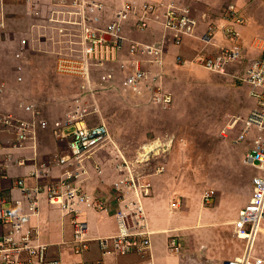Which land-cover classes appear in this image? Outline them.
I'll return each mask as SVG.
<instances>
[{"label": "built area", "instance_id": "1", "mask_svg": "<svg viewBox=\"0 0 264 264\" xmlns=\"http://www.w3.org/2000/svg\"><path fill=\"white\" fill-rule=\"evenodd\" d=\"M27 1L50 10L54 23L35 25L33 29L40 30L47 41L50 35H54L57 45V50L53 52L56 72L61 76L81 79L84 84L82 97L78 95L64 117L55 122L57 139L67 142L66 154L52 158L56 166L64 169L63 175L49 180L48 168L41 165L30 173L28 179L15 180L11 188L19 192L25 203L24 210L12 204L15 199L10 198V187L0 189V264H89L86 261L67 263L50 256V245L42 242L39 228L31 225L32 219L40 215L44 199L74 217L75 233L70 245L75 254H83L91 242H96L103 256L137 255L149 257L146 264H155L150 256L153 232L142 204V200L151 194V186L147 183L148 168L141 165V162L149 160L148 152L137 160L128 159L111 139L105 123L89 124L90 120L99 116L100 108L96 104L88 105L83 94H94L91 73L113 64L118 65L126 76L125 87L129 94L144 96L152 104L169 106L173 101L172 95L161 82L165 51L170 43L178 46L186 37L193 36L198 21L189 6L175 3L148 2L136 7L133 0H119L121 5L107 20L105 5L96 0ZM159 13L164 30L160 41L149 44L125 35L127 18H132L138 32H145ZM224 15L227 24L222 28L211 27L206 39L222 32L226 40L234 45L222 47L214 56L199 53L193 61L217 74H226L229 68L242 64L243 50L239 45L241 34L238 27L243 25L244 19L234 4L226 6ZM61 16L73 19L65 22ZM26 46L27 39H22L16 59L24 57ZM35 50H38L37 46ZM18 69L22 71V66ZM115 74L114 69H110L107 80H113ZM18 80L21 82L23 79L19 77ZM238 81L249 87V95L255 106L246 116H233L221 137L225 140L230 137L233 146L245 148L243 163L253 168L256 174L252 178L251 198L233 224L236 235L245 241V251L240 258L224 264H264V260L254 253L255 242L264 222V55L247 61ZM20 109L26 114L25 117L0 113V127L13 136L9 144L13 150H23L31 142L36 143L38 120L42 118L35 103H21ZM79 123H83V126L79 127ZM237 128V134L231 137ZM156 147L165 150L164 145ZM102 158L112 161V168L118 175L117 181L111 185L110 198L92 196L84 189L90 174L89 166L100 176L105 173L102 163L98 161ZM7 162H14L18 166L26 164L25 159L13 161L10 156ZM2 180L8 178L4 176ZM85 209L114 211L118 233L94 240L86 239L85 224L78 219ZM184 248L185 242L179 236L169 237L170 255L181 256Z\"/></svg>", "mask_w": 264, "mask_h": 264}, {"label": "crops", "instance_id": "2", "mask_svg": "<svg viewBox=\"0 0 264 264\" xmlns=\"http://www.w3.org/2000/svg\"><path fill=\"white\" fill-rule=\"evenodd\" d=\"M96 1L105 5L107 20L111 13L121 5L119 0ZM253 1L133 0L136 7L148 2L186 5L192 9L198 21V27L193 36L186 37L181 45L177 46L170 43L167 46L161 69L163 88L166 89L164 80L166 81L168 77L175 79V75L190 76L194 72H203V68L193 62L199 53L204 52L206 55L214 56L222 47L234 45L226 40L222 32H218L214 38L206 39L211 27L222 28L227 24L224 13L228 4H234L244 19V23L238 27V31L241 34L239 45L242 47L243 54L249 56L247 61L262 57L264 55V35L255 34L251 26L252 18L247 13V7ZM23 2L24 0H0V113H13L25 117L26 114L20 109L21 102L14 103V100L19 97L15 87L24 82V73L22 82L18 81L19 73L17 79H15L14 75L15 71H18L17 68L19 66H24L23 60L15 57L18 51L16 48L20 47L22 39H27L29 44L31 43L30 47L33 50L36 46L37 49L48 46L47 38H43L41 33H37L38 30L33 31V26L53 24L54 22L48 8L42 9V6L28 1L24 6ZM21 3H23V7H21ZM21 8L23 9L22 12ZM127 19L124 24V32L127 37L149 44L160 41L163 38L164 30L160 24V13L155 21L150 22L145 32H138L134 27L132 18L129 17ZM24 24L25 28L22 27ZM12 34H15L16 37L20 35L23 37L22 39L18 38V42H15L11 40ZM13 43H17V46L14 51L10 52L9 50L12 48ZM247 47H250V49ZM7 49L9 50L7 51ZM251 52H254L255 55L251 54ZM8 65H10L9 68L12 71L10 75L8 74ZM248 97L252 102L243 111V114H240L241 116L248 115L255 106V102L249 94ZM57 120L59 119H39L36 143L33 144L31 142L28 148L23 150H13L9 145L13 136L0 127V189L2 187H10V198L14 197L15 200L12 201V204L15 207L22 210L25 209V203L22 201L19 192L11 188L15 180L20 178L28 179L30 173L34 169L40 168L41 165H45L48 168L49 180L59 178L64 173V169L56 166L55 160L52 161L55 155L63 156L67 152V142L56 137L55 122ZM157 145V143L153 145L154 155H147L149 160L159 154V151L155 149ZM8 156L13 161L25 159L26 164L23 166H18L14 162L13 164H8ZM98 161L102 163L105 173L100 176L95 173L92 166H89L90 174L84 183V189L92 196L104 195L110 198L112 196L111 185L117 181L118 175L112 168V161L107 158H102ZM156 163L154 162L153 166H150L148 173L147 183L151 186V194L142 200L149 228L153 232L150 255L153 262L155 264H224L240 258L245 251L246 244L242 237L236 235L233 224L251 198L252 181L247 186L250 189L245 200L247 202L245 204L240 202L232 204L233 208L231 212H228V204L232 202L231 194H234V191L230 192L231 194L229 193V198H218L219 203L216 205H212L210 199L207 201L210 205H204L196 196V193H190L182 186L171 182L166 174L162 175L161 167L164 164L159 166ZM4 176L8 180L3 181ZM31 182L34 183V181ZM181 196H186V198ZM155 214L164 217L160 223L154 222ZM78 219L85 224L84 234L86 239L94 240L118 233V224L114 211L98 212L92 209H85ZM73 222V216L67 215L57 207L48 204L44 199L41 202L40 215L32 219L31 225L39 228L42 242L50 245V256L61 258L67 263L86 261L89 264H146L148 262L149 257L142 258L137 255L126 257L103 256L96 242H91L89 249L83 254L72 255L70 250L66 251L64 247H69L72 252L70 242L74 239L75 233ZM171 235H177L185 242L184 253L181 256H173L168 252V241ZM71 236L72 238H70ZM254 253L257 257L264 260V222L261 224L260 233L255 242ZM77 257L79 260H76Z\"/></svg>", "mask_w": 264, "mask_h": 264}, {"label": "rangeland", "instance_id": "3", "mask_svg": "<svg viewBox=\"0 0 264 264\" xmlns=\"http://www.w3.org/2000/svg\"><path fill=\"white\" fill-rule=\"evenodd\" d=\"M23 3L25 6L27 1ZM247 13L252 18L251 26L255 34L264 35V0L251 2ZM62 17L65 22L73 19ZM22 27L25 28V24ZM37 33H41L40 30ZM22 37L12 34L11 40L18 42V38ZM53 37L49 36L48 46L35 51L28 42L23 54L24 82L15 87L20 98L14 103H35L42 120L62 119L74 99L81 94L84 84L81 79L61 76L56 72L53 52L57 50V45ZM16 46L17 43H13L7 51H14ZM251 54L255 55L254 52ZM248 58V55L243 54L242 64L229 68L226 74L210 72L202 67L201 73L194 72L190 76L179 74L175 75V79L168 77L164 80V86L172 94L173 101L169 106L152 104L144 96L129 94L125 87L126 76L118 65L111 64L107 69L94 70L91 73L94 94L86 93L83 97L88 105L96 104L100 114L89 124L105 123L111 139L130 160H137L147 152L150 154L153 151L149 148L161 143L165 146L164 151H159L152 158L153 161L141 162L148 172L154 162L159 166L164 164L161 167L162 175L166 174L171 182L190 193H196L204 205H210L206 198L216 205L219 203L218 198H229V193L234 191V194L230 193L232 202L227 208L231 212L232 204L247 202L245 200L250 191L247 186L256 174L253 168L243 163L245 148L233 146L230 137L228 140L221 137L228 121L233 116L243 114L252 102L248 97L249 87L238 81ZM9 66L10 75L12 71ZM110 69H114L116 74L109 81L106 74ZM14 75L17 79L16 71ZM78 126H83V123ZM237 132L238 128L231 137ZM163 218L155 214L154 222L160 223ZM64 250H70L75 255L73 248L72 252L69 247H64Z\"/></svg>", "mask_w": 264, "mask_h": 264}, {"label": "clouds", "instance_id": "4", "mask_svg": "<svg viewBox=\"0 0 264 264\" xmlns=\"http://www.w3.org/2000/svg\"><path fill=\"white\" fill-rule=\"evenodd\" d=\"M34 30H37V29H33V31ZM20 60H23V58L22 59H20ZM22 66V65H21ZM99 69H107L106 67H103V68H99ZM109 69V68H108ZM17 73H19V76H18V78L19 77H22V79H23V73H25V68H24V66H22V71H19V69L17 68ZM110 71V70H109ZM109 71H107V73L109 72ZM107 75V74H106ZM19 81V80H18ZM23 81V80H22ZM21 81V82H22ZM20 82V81H19ZM61 120V119H60ZM59 121V120H58ZM55 129H56V127H55ZM57 131V130H56ZM155 149H157L158 151H161L162 150V148H160V147H156ZM152 151H154V149H152ZM151 153H153V152H151Z\"/></svg>", "mask_w": 264, "mask_h": 264}, {"label": "water", "instance_id": "5", "mask_svg": "<svg viewBox=\"0 0 264 264\" xmlns=\"http://www.w3.org/2000/svg\"><path fill=\"white\" fill-rule=\"evenodd\" d=\"M153 153H154V152H153ZM153 153H150L149 155H151V156H152V155H154Z\"/></svg>", "mask_w": 264, "mask_h": 264}]
</instances>
